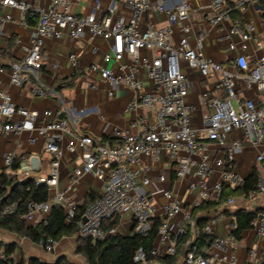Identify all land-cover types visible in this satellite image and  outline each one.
<instances>
[{
    "label": "built area",
    "instance_id": "built-area-1",
    "mask_svg": "<svg viewBox=\"0 0 264 264\" xmlns=\"http://www.w3.org/2000/svg\"><path fill=\"white\" fill-rule=\"evenodd\" d=\"M80 1L0 0V10L12 8L23 15L21 26H27L28 16L35 22L24 58L10 67V85L19 88L25 75L30 74L33 94L46 97L49 92L38 82L39 73L44 65L55 71L58 64L44 55V43L59 40L64 33L71 41L99 38L108 44V51L100 58L105 66L90 63L89 70L101 81L134 94L125 112L143 107L155 120L148 123L141 119L142 127L135 134L128 128L114 127L109 135L113 143L95 141L89 135L71 136L64 141L62 135L69 132L62 110L15 106L10 95L0 91V137L34 133L44 138V152L51 157L46 170L37 155L20 159L17 180H32L36 186L48 189V201L29 202L20 219L27 228L34 229L45 222L53 203L64 211L65 223H71L80 202L69 192L90 175L99 181L101 191L81 216L77 237L96 242L117 236L124 215L131 216V235L146 237L154 228V220L159 219L150 259L139 248L134 254L136 264H154L175 256L179 246L187 249L182 264H241L236 255L237 240L231 234L234 226L226 236H217L211 221L199 229L191 214L203 202L221 203L225 186L232 190L243 186L245 177L237 171L235 157L245 146L254 151L255 163L264 167V37L254 32V24H242L231 17L234 10H243L254 0H235L232 6L224 0H197L210 4L209 24L225 41L221 60L207 54L208 31L192 26V16L198 14L199 6L191 0H116L106 9L95 0L89 14L70 13L71 5ZM117 2L125 15L116 13ZM151 13L162 18V25L148 22ZM11 19L9 14L1 16L0 30ZM91 52L95 54L97 48L92 47ZM69 62L76 66L78 56L69 55ZM187 70L212 79L214 93L199 91ZM3 71L0 67V73ZM192 95L197 96V104L188 101ZM201 107L204 110L195 127L193 115ZM29 142L33 144L35 138L31 136ZM208 143L216 150L210 151ZM17 150L15 147L4 155L8 173L18 158ZM74 150L80 151L81 163L71 171L66 188L61 189L60 161ZM162 155L171 168L153 176L152 167ZM173 175L177 181L186 180L187 190L194 195L186 205L172 194ZM151 183L161 187L159 218L148 191ZM244 198L264 202V176L257 175L254 189ZM234 205L235 197L228 196L224 206ZM16 213V203L6 206L3 212ZM253 213L250 228L258 237H264V208ZM178 217L179 223L173 226ZM200 231L212 236L206 249L201 250L191 237L179 242L188 232L198 237ZM37 245L51 254L57 242L44 236ZM0 264L21 262L0 250Z\"/></svg>",
    "mask_w": 264,
    "mask_h": 264
},
{
    "label": "crops",
    "instance_id": "crops-1",
    "mask_svg": "<svg viewBox=\"0 0 264 264\" xmlns=\"http://www.w3.org/2000/svg\"><path fill=\"white\" fill-rule=\"evenodd\" d=\"M33 1V0H26ZM95 0H83L79 3H73L70 7V13L87 15L91 12L92 3ZM102 9H106L116 0H98ZM199 6L198 14L192 16V26L196 29H205L209 33V43L207 54L216 59L221 60L223 53L222 46L225 41L222 40V34L211 28L208 15L211 12L210 4L206 1L191 0ZM239 17H232L239 20L242 24L252 23L255 26V33L264 37V0H254L243 10L237 9ZM116 13L125 15V11L119 2L116 4ZM9 14L11 20L6 22L0 30V67L3 72L0 73V91H5L10 95L11 102L15 106H20L29 110L60 109L63 116L68 122L69 134L62 135L64 141L71 136L78 137L89 135L95 141H100L103 137H109L114 127L128 128L131 133H137L141 127V119L146 122H153L155 116L146 108H139L137 111L125 112V108L134 99V94L127 88H116L114 85L101 81L97 74L89 70L90 63H97L105 66L100 58L103 53L108 51V44L102 39H94L89 41L87 37H82L71 41L67 37V33L59 40H47L43 46V53L50 62H56L58 68L51 71L47 65L39 73L38 82L48 90L46 97H39L32 92V76L25 75V81L19 88L10 85V67L13 63H19L24 58V47L28 46L29 39L34 33L35 22L28 23L23 27L20 21L23 15L12 8L0 10V17ZM27 19V18H26ZM148 22L154 26L162 25V18L155 13H151L147 17ZM20 42V44L17 43ZM96 47L97 52L92 54L91 48ZM78 56L76 66H72L69 62V55ZM190 80L197 82L199 91H207L214 93L212 88V79H203L197 72L187 70ZM75 77L74 84L68 88L65 84ZM145 84H149L145 81ZM64 86L59 92L55 91L58 86ZM112 93V95H109ZM189 102L197 104V96L192 95L188 98ZM204 109L198 108L193 115L194 126H199L200 116ZM35 138V142H29L30 137ZM111 139V138H110ZM113 143V140L108 141ZM18 147L17 156L26 157L28 155H37L42 162L43 168L46 170L51 159L50 155L44 152V138L34 133H23L20 135L9 134L0 137V174L8 173L4 167V155ZM208 149L215 151L216 147L212 143H208ZM80 151L74 150L67 152L60 161V178L59 187L66 188L68 185V177L74 167L80 165ZM254 151L245 146L241 153L235 157L237 171L247 179L253 171L257 175L264 176V167L254 161ZM153 165V164H152ZM171 165L162 155V160L153 165L152 175L156 176L162 169H170ZM172 194L178 197L183 204H188L194 197L187 190V181H177L173 175V183L171 184ZM232 189L224 187L227 193ZM101 191L99 181L90 175L84 176L70 190L73 199L80 202V205L87 197H97ZM155 205L157 207L155 216H161L160 206L162 205L161 187L155 183H151L148 187ZM51 204V203H50ZM53 204V203H52ZM245 209L248 212H254L256 209L264 208V202L260 199L254 202L247 201L244 197L235 196V205L228 208L230 212L236 209ZM198 215H202L199 213ZM219 220H211L214 235L226 236L234 226L233 217L221 216ZM180 217L172 222L173 226L179 223ZM131 216L124 215L118 226V233L122 236L131 235ZM77 235L63 237L58 241L53 253H45L37 244L31 243L25 238H19L17 235L0 229V246L15 245L13 256L17 261H27L31 258L39 259L47 264H54L58 258L65 257L72 264H86L84 258L77 255L76 249ZM3 250V249H1ZM236 255L241 264H264V237H258L255 232L249 228L242 231L240 239L237 240ZM154 264H161L155 262ZM180 264V263H179Z\"/></svg>",
    "mask_w": 264,
    "mask_h": 264
},
{
    "label": "trees",
    "instance_id": "trees-1",
    "mask_svg": "<svg viewBox=\"0 0 264 264\" xmlns=\"http://www.w3.org/2000/svg\"><path fill=\"white\" fill-rule=\"evenodd\" d=\"M227 5L233 4L235 0H224ZM239 12L233 11L232 17H239ZM28 23H31L33 18L27 17ZM75 77H72L65 86L70 88L73 86ZM64 86H57L55 91L59 92ZM111 141L109 137L101 138L100 142ZM18 157L14 165L10 169V173L3 172L0 174V229L17 235L19 238H25L33 244H37L44 236H49L57 243L63 237L75 236L78 230V222L81 219L84 211L91 205L97 197H87L85 201L77 208L75 219L67 224L65 223V214L61 207L50 204L49 215L45 222H41L36 228H27L20 219V216L25 213L29 202H47L48 189L46 186H36L34 181L28 180L25 182L18 181L16 172L18 171ZM257 181V173L253 171L251 175L245 179L241 188L223 192V201L221 203L203 202L196 207L191 214V218L195 226L201 229L207 222L215 220L221 216L233 217L234 229L231 234L236 240L240 239L242 231L250 228V222L254 217L253 212H248L245 209L238 208L230 212L224 206V201L228 196L244 197L250 190L254 189ZM16 203L17 213L14 215H4V209L9 204ZM202 213V215H198ZM159 224V219L154 220V228L146 237L136 235L128 236H109L103 240L91 242L88 239L77 237L76 249L77 255L84 258L86 264H136L134 262V254L137 249L141 248L150 259V251L156 237V231ZM192 239L193 243H197L198 247L203 250L208 247L211 242V237L200 231L198 237H192L188 232L185 236L179 239L182 243L186 238ZM15 245L0 246L8 255L13 254ZM187 249L178 247L177 254L172 257H165L158 262L161 264H182V260ZM21 264H47L39 259L31 258L27 261H21ZM54 264H72L65 257L58 258Z\"/></svg>",
    "mask_w": 264,
    "mask_h": 264
},
{
    "label": "water",
    "instance_id": "water-1",
    "mask_svg": "<svg viewBox=\"0 0 264 264\" xmlns=\"http://www.w3.org/2000/svg\"><path fill=\"white\" fill-rule=\"evenodd\" d=\"M83 221H85V219H83Z\"/></svg>",
    "mask_w": 264,
    "mask_h": 264
}]
</instances>
